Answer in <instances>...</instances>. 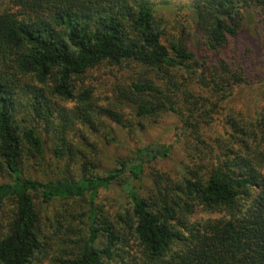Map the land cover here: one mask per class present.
<instances>
[{
  "label": "trees",
  "instance_id": "16d2710c",
  "mask_svg": "<svg viewBox=\"0 0 264 264\" xmlns=\"http://www.w3.org/2000/svg\"><path fill=\"white\" fill-rule=\"evenodd\" d=\"M257 46L264 0H0V264H264ZM164 115L182 166L103 165Z\"/></svg>",
  "mask_w": 264,
  "mask_h": 264
},
{
  "label": "rangeland",
  "instance_id": "374dc122",
  "mask_svg": "<svg viewBox=\"0 0 264 264\" xmlns=\"http://www.w3.org/2000/svg\"><path fill=\"white\" fill-rule=\"evenodd\" d=\"M174 1H184V0H174ZM242 44L237 45V51L242 50ZM236 56L239 53H235ZM252 59L255 61L253 64L255 65L256 72L258 73L255 77V82H258V86H255L257 90H261V93H264V54L261 52L259 46L255 49H252ZM263 59V60H262ZM262 60V61H261ZM250 64V63H249ZM263 66H262V65ZM251 66V64H250ZM259 87H262L259 89ZM255 90V88H248L243 89L241 91V95L243 93H250V107L254 108L255 99H257V95L260 91ZM254 98V99H253ZM259 100L264 102V95L260 97ZM240 106V104H239ZM179 121L176 117L164 115L163 119L152 126L150 129L143 131V132H136L132 136L120 130H118L119 135V144L117 145H109L107 146V152L105 157L103 158V165H109L113 163V159L117 155H123L128 152V147H133L135 145H141L148 142H158L164 143L166 145L172 146V151L170 152L169 156L165 159H160L156 161L153 165L155 168L162 170V171H171L175 170V168H179L182 166L183 162H185L188 158L186 157L185 151L183 149V137L178 136L179 134ZM181 139V140H180ZM100 146H104L103 139L101 137L98 138ZM145 172H148L145 169ZM6 179L4 178V173L0 171V183H4ZM148 184V182L146 181ZM117 189L113 188L108 191H101V197L105 196L108 198L116 196ZM117 198V197H116ZM99 199V198H98ZM49 209V208H48ZM4 222L3 214H0V223Z\"/></svg>",
  "mask_w": 264,
  "mask_h": 264
}]
</instances>
